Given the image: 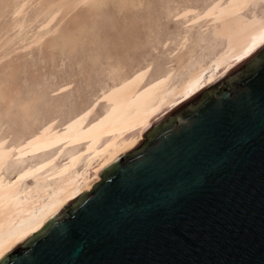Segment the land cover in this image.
Wrapping results in <instances>:
<instances>
[{"label": "water", "instance_id": "1", "mask_svg": "<svg viewBox=\"0 0 264 264\" xmlns=\"http://www.w3.org/2000/svg\"><path fill=\"white\" fill-rule=\"evenodd\" d=\"M0 264H264V43Z\"/></svg>", "mask_w": 264, "mask_h": 264}, {"label": "rangeland", "instance_id": "2", "mask_svg": "<svg viewBox=\"0 0 264 264\" xmlns=\"http://www.w3.org/2000/svg\"><path fill=\"white\" fill-rule=\"evenodd\" d=\"M70 1L33 0L27 19L34 17V22L15 35L12 0H0V55L6 54L0 59V141L5 137L8 144L21 141L17 152L23 159L18 166L34 164L52 151L44 142L20 149L25 142L53 122L59 131L65 130L95 103L91 121L96 120L118 88L140 68L151 65L147 87L168 69H177L179 59L201 52L209 56L211 49L227 41L215 37L213 30L223 10L235 0H97L77 6ZM48 4L60 10L49 26L51 32L30 48L19 47V39L26 32L30 36L43 22L45 14L37 15ZM189 8L194 10L191 14ZM186 32L188 42L177 48ZM10 37L12 41L7 42ZM185 72L179 70L177 78ZM82 145L73 140L68 150Z\"/></svg>", "mask_w": 264, "mask_h": 264}, {"label": "bare ground", "instance_id": "3", "mask_svg": "<svg viewBox=\"0 0 264 264\" xmlns=\"http://www.w3.org/2000/svg\"><path fill=\"white\" fill-rule=\"evenodd\" d=\"M32 1L12 0L15 20L11 29L16 30L15 35L25 32L34 22V17L27 19ZM95 1L70 2L77 6ZM219 5L220 1L213 10L218 9ZM193 11L192 8L188 9L190 14ZM59 12L58 8L49 4L42 8L37 17L45 14L43 22L30 36L26 32L19 39L18 42L22 43L19 47L30 48L43 41L51 32L49 26ZM213 31L215 37L227 41L213 51L211 45L209 56L201 52L190 59L181 58L177 69H168L145 87L151 69L148 64L129 79H124L126 81L112 99L103 105V112L96 120L91 121L97 108L95 103L65 130L59 131L53 122L46 130L25 142L20 149L38 142H44V145L52 149L50 153L42 155L40 160L34 161V164L17 165L23 159L17 152L20 140L8 144L5 137L0 141V260L33 233L41 230L72 200L92 190L102 179L99 174L122 154L137 147L144 140V130L159 116L249 58L264 43V0H235L223 10ZM189 36L187 32L184 33L177 48L185 47ZM12 39L10 37L7 42ZM5 56L0 55V59ZM117 68L119 70L118 65ZM117 68L114 66V73H117ZM184 69V77L177 78V72ZM114 73L112 71L110 74ZM73 140L82 141L83 145L69 151L68 146ZM67 153V160L60 162ZM9 164H12V170L8 169Z\"/></svg>", "mask_w": 264, "mask_h": 264}]
</instances>
